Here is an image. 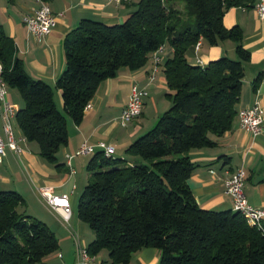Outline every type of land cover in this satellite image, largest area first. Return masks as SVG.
Masks as SVG:
<instances>
[{
  "label": "trees",
  "instance_id": "1",
  "mask_svg": "<svg viewBox=\"0 0 264 264\" xmlns=\"http://www.w3.org/2000/svg\"><path fill=\"white\" fill-rule=\"evenodd\" d=\"M257 1L138 0L121 23L82 19L63 40L65 68L54 86L30 78L13 40L0 34L1 77L23 100L15 123L51 164L67 143L66 117L79 124L102 81L121 68L140 69L163 43L173 50L164 62L167 110L126 147V159L98 151L87 163L76 215L94 234L86 247L91 256L105 250L104 264H128L152 247L159 251L158 264H264V221L259 228L232 209H203L188 184L195 167L190 151L215 146L211 137L231 129L250 59L242 28H226L224 13ZM225 40L235 44L236 59L222 56L200 66L186 57L198 41ZM57 90L62 111L54 100ZM24 205L19 193L0 189V264H42L59 247L45 222L20 210Z\"/></svg>",
  "mask_w": 264,
  "mask_h": 264
},
{
  "label": "crops",
  "instance_id": "2",
  "mask_svg": "<svg viewBox=\"0 0 264 264\" xmlns=\"http://www.w3.org/2000/svg\"><path fill=\"white\" fill-rule=\"evenodd\" d=\"M128 2L50 0L46 3L55 15L54 28L50 34L36 39L26 31L22 19L37 9L40 3L36 0H0V34L13 40L15 55L30 78L42 79L54 86L65 68V36L82 19L106 24L123 22L134 10V0ZM222 22L226 28L234 25L242 28L243 47L250 54L249 61L244 63L237 110L258 100L264 111V20L258 17L254 8L232 7L224 13ZM231 42L225 40L218 45L202 42L198 51L191 48L186 57L193 64H197L196 58L199 57L203 65L222 56L233 58L236 55L235 44ZM172 51L165 43L155 72L152 71L150 53L146 64L140 69L130 71L121 68L115 77L102 81L89 101L91 108L84 109L81 122L75 124L66 117L68 139L57 152L55 164L48 163L39 155L36 142H22L20 129L13 126L15 139L22 151L16 154L6 148V155L0 163V189L19 193L25 200L20 210L45 222L55 233L59 247L48 254L42 264H76L78 248L87 247L94 234L79 219L73 218V212L69 222L62 224L61 215L46 204L38 189L49 187L55 194H68L76 212L73 197L78 187L82 191L87 183L88 171L84 173L83 170L87 168L91 156L75 155V152L83 143L95 145L104 140L115 148V152L123 151L124 154L129 144L153 127L158 117L170 106L163 72L164 62L172 56ZM258 76L260 79L256 82ZM132 85L144 87L148 95L141 114L122 126L120 113ZM7 100L16 110L23 106L16 89L7 88ZM54 100L57 107L62 109L59 90L55 91ZM1 115L0 111V134L3 135ZM211 138L216 142L215 146L189 153L195 167L188 184L197 204L206 210H231L232 199L225 193V181L232 172L242 167L246 175L244 194L247 201L255 207L264 208V116L263 129L258 136L254 137L241 129L236 115L229 131ZM67 155L72 156L69 163ZM159 255L157 249L146 247L134 254L128 264H158ZM108 259L107 251L102 250L94 256L91 264H104Z\"/></svg>",
  "mask_w": 264,
  "mask_h": 264
},
{
  "label": "built area",
  "instance_id": "3",
  "mask_svg": "<svg viewBox=\"0 0 264 264\" xmlns=\"http://www.w3.org/2000/svg\"><path fill=\"white\" fill-rule=\"evenodd\" d=\"M40 6L33 12L24 15L23 23L26 31L36 39H40L51 33L55 25V15L51 11L48 4L41 0H36ZM114 3L128 2L130 0H109ZM261 20H264V0H258L253 7ZM200 41L194 46V50L198 51ZM165 49V43L159 45L156 50L151 53L152 71L155 72L160 63V54ZM197 64L204 66L199 57ZM2 64L0 63V111L2 116V132L0 134V163L6 155V148H9L14 153L19 154L22 151L21 146L15 139L12 119L15 117L16 109L7 100V85L1 77ZM148 92L144 87L132 85L129 91V96L126 104L120 113V124L126 126L131 120L137 118L142 111L144 99ZM91 108L90 103H87L85 110ZM263 108L258 100H255L252 105L240 108L237 110V118L241 129L252 136H258L263 129ZM22 142H26L25 137H21ZM101 152L105 157H112L115 153V148L104 140L98 141L95 145L83 143L75 152V155L91 156L96 152ZM72 156L67 155V162H70ZM212 172V171H211ZM245 170L240 167L232 172L225 181V193L232 199V210L242 214L247 223L252 226L262 227L264 221V208L251 205L244 194ZM46 204L57 211L62 220L68 223L72 216V208L68 194H55L49 187H41L38 189ZM59 256H61L59 254ZM94 256H91L86 247H79L76 255V264H91Z\"/></svg>",
  "mask_w": 264,
  "mask_h": 264
},
{
  "label": "rangeland",
  "instance_id": "4",
  "mask_svg": "<svg viewBox=\"0 0 264 264\" xmlns=\"http://www.w3.org/2000/svg\"><path fill=\"white\" fill-rule=\"evenodd\" d=\"M138 0H134V3H136ZM178 7H181L180 5H178ZM232 43V42H231ZM237 58V56L236 55H234V57L232 58V59H236ZM21 97V96H20ZM60 110H62V109H60ZM12 125L13 126H15L16 128L18 127L16 124H15V117L12 119ZM154 126V125H153ZM147 132V131H146ZM114 157H119V158H122V159H126V157H125V155L123 154V151H121V152H115L114 153ZM125 161H123V163H124ZM84 173L85 172H87V168H84ZM80 194H81V188L80 187H78V190L76 191V193H75V196L73 197V199L75 198V200H76V206H77V203H78V199H79V196H80ZM71 208H72V212H73V218L75 219H78V217H77V215H76V212H75V204L73 203V201L71 202ZM33 216V215H32ZM62 222V221H61ZM81 222V221H80ZM65 224V222H62V224ZM71 223H72V221H71ZM81 223H83V222H81ZM67 224V223H66ZM65 224V225H66ZM85 226H86V228L91 232V233H93L92 231H91V229L88 227V225L87 224H85V223H83Z\"/></svg>",
  "mask_w": 264,
  "mask_h": 264
}]
</instances>
